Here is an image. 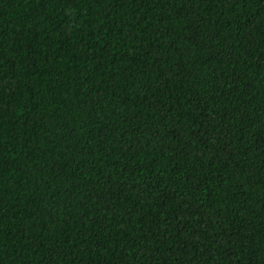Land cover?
<instances>
[{
	"label": "trees",
	"instance_id": "1",
	"mask_svg": "<svg viewBox=\"0 0 264 264\" xmlns=\"http://www.w3.org/2000/svg\"><path fill=\"white\" fill-rule=\"evenodd\" d=\"M0 264H264V0H0Z\"/></svg>",
	"mask_w": 264,
	"mask_h": 264
}]
</instances>
